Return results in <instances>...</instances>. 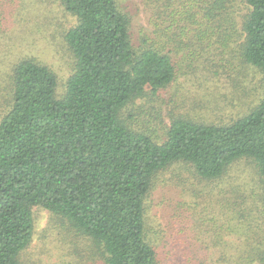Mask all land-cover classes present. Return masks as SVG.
Returning a JSON list of instances; mask_svg holds the SVG:
<instances>
[{"label":"trees","instance_id":"trees-1","mask_svg":"<svg viewBox=\"0 0 264 264\" xmlns=\"http://www.w3.org/2000/svg\"><path fill=\"white\" fill-rule=\"evenodd\" d=\"M58 1L77 18L66 34L74 71L65 94L56 71L25 48L0 67V264H21L35 206L91 240L103 264H159L147 199L159 174L179 163L217 181L250 161L261 181L262 223L264 0H164L139 47L118 0ZM187 68L204 76L223 68L236 83L258 74L261 89L227 121L186 111L163 140L134 128L125 111L160 96ZM261 223L245 240L258 242L256 250L222 252L219 264H264Z\"/></svg>","mask_w":264,"mask_h":264},{"label":"rangeland","instance_id":"rangeland-1","mask_svg":"<svg viewBox=\"0 0 264 264\" xmlns=\"http://www.w3.org/2000/svg\"><path fill=\"white\" fill-rule=\"evenodd\" d=\"M118 4L130 17L133 41L139 47L142 32L152 29L153 7H163L164 0H118ZM76 24L77 18L58 0H0V67L5 68L6 59L25 48L56 71L58 95L65 94L74 71L66 34ZM219 69V75L206 72L207 76L196 74L193 68H187V74L180 71L160 96L148 94L125 114H134V128L152 130L161 140L171 119L186 111L215 122L227 121L240 110V101L259 93L261 84L258 74L236 83L230 78L234 72ZM243 84L249 86L248 94ZM261 192L257 170L248 160L234 164L228 176L217 181L202 179L191 166L181 163L162 171L147 199V223L159 264H219L222 252L256 250L258 242L251 247L245 246V240L253 237L256 224L261 223L256 222L258 212L263 211ZM33 214L35 231L21 254V264H103L92 241L66 219L41 206H35Z\"/></svg>","mask_w":264,"mask_h":264}]
</instances>
